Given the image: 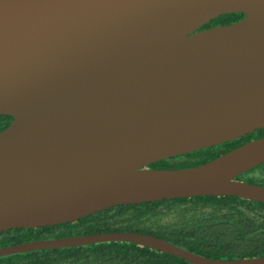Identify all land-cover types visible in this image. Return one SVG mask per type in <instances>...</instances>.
<instances>
[{"label":"water","instance_id":"water-1","mask_svg":"<svg viewBox=\"0 0 264 264\" xmlns=\"http://www.w3.org/2000/svg\"><path fill=\"white\" fill-rule=\"evenodd\" d=\"M230 13L239 21L200 30ZM0 233L105 209L201 196L264 203L236 178L264 137L203 165H149L264 128V0H0ZM127 242L190 264L215 260L140 233L29 241L0 257Z\"/></svg>","mask_w":264,"mask_h":264},{"label":"trees","instance_id":"trees-1","mask_svg":"<svg viewBox=\"0 0 264 264\" xmlns=\"http://www.w3.org/2000/svg\"><path fill=\"white\" fill-rule=\"evenodd\" d=\"M241 13L221 15L200 30L235 23ZM12 121L0 116V131ZM264 137V128L232 142L157 161L151 169H186L203 165L247 142ZM239 181L264 187V164L242 173ZM154 236L196 255L215 260L264 256V203L231 196H201L119 205L77 221L0 233V248L72 236L103 233ZM0 264H190L173 255L127 242L46 249L0 257Z\"/></svg>","mask_w":264,"mask_h":264}]
</instances>
